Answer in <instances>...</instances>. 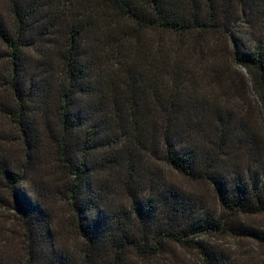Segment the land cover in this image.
Instances as JSON below:
<instances>
[{"label":"trees","instance_id":"obj_1","mask_svg":"<svg viewBox=\"0 0 264 264\" xmlns=\"http://www.w3.org/2000/svg\"><path fill=\"white\" fill-rule=\"evenodd\" d=\"M249 88L264 102V0H0V207L26 264H264Z\"/></svg>","mask_w":264,"mask_h":264},{"label":"rangeland","instance_id":"obj_2","mask_svg":"<svg viewBox=\"0 0 264 264\" xmlns=\"http://www.w3.org/2000/svg\"><path fill=\"white\" fill-rule=\"evenodd\" d=\"M249 97L245 99L242 103L245 107L253 110V112H257L259 110V104L263 103L261 100L259 91L255 89L249 88L248 90ZM258 131L260 135L264 139V121L262 120L261 124L257 122ZM56 211L59 212L58 209ZM13 214L0 207V252L5 255H10L12 260H16L18 264H26V260L23 259V252L22 248V238L18 227L13 221ZM247 248H249V244H245ZM231 252H236L239 248L238 243H232L230 246ZM23 250V252H22Z\"/></svg>","mask_w":264,"mask_h":264}]
</instances>
